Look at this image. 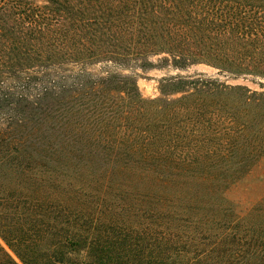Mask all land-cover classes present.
Here are the masks:
<instances>
[{"label":"trees","instance_id":"obj_1","mask_svg":"<svg viewBox=\"0 0 264 264\" xmlns=\"http://www.w3.org/2000/svg\"><path fill=\"white\" fill-rule=\"evenodd\" d=\"M200 63L264 79V0H0V264H264V196L227 195L264 90Z\"/></svg>","mask_w":264,"mask_h":264},{"label":"rangeland","instance_id":"obj_2","mask_svg":"<svg viewBox=\"0 0 264 264\" xmlns=\"http://www.w3.org/2000/svg\"><path fill=\"white\" fill-rule=\"evenodd\" d=\"M94 69L96 71L101 70V65H96ZM178 72L180 71H176L171 68H153L145 73H142V77L138 80L142 96L148 99L158 97L160 95V80L163 77L170 74H176ZM196 72H204L208 75L219 76L222 80H226L227 83L232 85H246L252 90H264V79L254 80L251 77H226L219 75L216 68L204 63L192 65L180 73L194 74ZM227 195L230 201H237L241 208L249 207L250 205L255 204L262 196H264V157L259 160L255 169H252V171L239 183L237 187H233L227 192Z\"/></svg>","mask_w":264,"mask_h":264}]
</instances>
